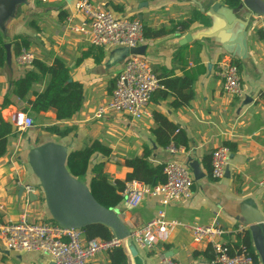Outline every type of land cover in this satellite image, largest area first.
<instances>
[{
    "label": "crops",
    "instance_id": "1",
    "mask_svg": "<svg viewBox=\"0 0 264 264\" xmlns=\"http://www.w3.org/2000/svg\"><path fill=\"white\" fill-rule=\"evenodd\" d=\"M76 0H17L11 16L4 25V41L10 44L11 63L0 68V103L19 79L32 66L15 62L12 41L26 37L37 61L50 65L60 58L69 69L70 78L82 85L81 107L69 119L58 120L54 109L31 114L33 126L17 130L8 138L6 152L0 157V221L11 217L17 220L26 212L29 221L49 219L43 193L32 173L26 153L36 143L54 141L65 145L67 151L78 150L98 141L109 152L95 153L90 167L101 163L108 181L124 180L130 169L125 160L140 156L144 146L153 148L151 164L170 160L188 167L195 163L201 175L195 180L191 195L170 203L165 209L167 219L183 223H216L224 229L223 240L232 247L247 234L255 261L264 264V17L250 14L243 6L230 7L218 0H89L90 3L111 9L119 17L138 18L143 25L145 40L140 55L161 80L164 89L156 90L148 104V115L132 118L123 113L107 111L101 118L94 113L98 106L110 101L117 74L126 57L124 48L92 45L88 36L72 31L69 26L79 24L83 16L74 13ZM214 3L237 11L232 26L209 15ZM192 14L198 20L180 22ZM207 21V24H206ZM239 26L246 30L247 56L244 59L227 53L240 47ZM234 29L236 30L234 32ZM139 46V47H140ZM23 48V47H22ZM235 57L243 88L241 96H230L221 89L216 75V62L222 57ZM200 72L192 84L193 96L188 104L174 107V93L166 83L184 77V73ZM48 76L32 85L23 100L11 95L12 104L1 111L9 120L15 110L26 106L33 91L41 92ZM166 82V83H165ZM177 82V81H176ZM155 113L161 114L181 130L188 140V148L178 146L175 152L156 144L152 130L157 127ZM49 126L71 131L59 137L47 133ZM229 148L223 176L210 177V154L215 147ZM36 146V145H35ZM92 173L84 176L90 180ZM25 186L33 191L26 192ZM34 195V199L29 198ZM157 200L144 197L136 207L123 203L116 208L124 224L131 230L153 219L158 211ZM240 229V231H238ZM137 248V247H136ZM209 249V250H207ZM143 264H157L163 256L180 264H208L212 251L206 243L192 240L190 231L175 226L160 238L154 249L137 248ZM110 252L97 253L89 264H109ZM0 264H53L51 258L35 251L16 252L5 249L0 242ZM127 264V262H126Z\"/></svg>",
    "mask_w": 264,
    "mask_h": 264
},
{
    "label": "built area",
    "instance_id": "2",
    "mask_svg": "<svg viewBox=\"0 0 264 264\" xmlns=\"http://www.w3.org/2000/svg\"><path fill=\"white\" fill-rule=\"evenodd\" d=\"M73 9L75 14L84 18L79 24L70 25L69 28L87 35L92 45L132 49L139 47L145 40L143 25L138 18L119 17L111 9L94 5L89 0H76ZM34 59V53L26 48H21L15 56V62L22 66L31 65ZM215 73L221 81L224 93L238 97L242 95L243 88L235 57L220 58L216 62ZM164 87L140 54L129 53L116 76L110 101L98 106L94 116L101 118L107 111H113L132 118H141L149 113L151 95ZM10 121L19 131L33 126L29 110H15ZM167 149L175 152L177 147L171 142ZM228 154L229 148L225 145L212 150L209 171L211 178L218 179L223 176ZM163 174L165 179L162 183L148 185L132 180L125 183L122 191L123 204L127 207H136L144 197L156 199L159 205L153 219L130 231L132 242L137 248L154 249L158 240L165 237L171 228L182 226L190 231L194 242L209 245L213 256L208 264H259L244 243L232 247L224 242V229L215 222L183 223L167 219L166 207L191 195L193 176L187 166L173 160L164 164ZM25 189L26 192L33 191L30 186H25ZM0 242L7 250L45 254L51 258L53 264H89L90 259L97 253L109 252L121 246V241L113 237L109 240L86 239L82 229L63 228L47 221H29L26 212L21 213L17 220L8 217L0 221ZM157 264L180 263L172 257L163 256Z\"/></svg>",
    "mask_w": 264,
    "mask_h": 264
},
{
    "label": "trees",
    "instance_id": "3",
    "mask_svg": "<svg viewBox=\"0 0 264 264\" xmlns=\"http://www.w3.org/2000/svg\"><path fill=\"white\" fill-rule=\"evenodd\" d=\"M225 2L230 7L235 8L241 1L225 0ZM194 20H198L197 14H192L189 19L180 23L188 24ZM4 44V31L0 29V68L3 67L5 63ZM12 45L16 56L22 47L28 48L29 41L26 37L18 36L12 41ZM31 66V69H28L19 79L12 82L11 90L2 98L0 111L5 106L12 104L11 95L17 97L18 100L25 99L32 85L39 82L44 75H47L48 80L43 91H33L31 93L32 99L28 97L26 100L27 105L21 109L29 110L31 114H37L38 112L52 108L58 120L69 119L76 114L81 107L82 85L77 81L71 80L69 69L64 62L60 58H55L50 65H44L40 61L34 59ZM199 73L200 72H194V74H189L185 72L183 78L168 83L165 82L166 86L175 94L172 102L174 107L188 104L193 96L192 84ZM154 120L157 127L152 130V133L156 144L162 148H166L172 142L176 147L188 148V140L185 133L178 129L175 132L176 126L168 121L166 117L155 113ZM31 128L32 127L28 129ZM45 130L47 133L56 134L59 137H63L71 131V129L68 128L60 130L57 126H49ZM17 132V130L11 132V125L3 119L0 113V157L6 152L8 138L10 136H15ZM40 143H36L35 145ZM97 152L107 154L109 150L104 145L100 144V142L92 141L90 144L78 150L68 151L65 165L69 173L82 182H84V176L88 172L92 173L90 180L84 183L88 185L90 193L100 205L112 209L115 212L116 208L123 203L122 191L126 182L138 180L148 185H156L162 183L165 179L163 174L165 163L151 164L149 157L153 153V148L147 145L144 146L140 156H131L125 160V165L130 171L126 174L124 180H116L114 183L108 181L101 163L94 164L90 167L91 157ZM46 221L55 223L50 218ZM82 231L86 239L100 238L109 240L112 238L109 229L101 224L89 225L82 228ZM242 242L248 247L254 259L247 234L243 235ZM109 252V264H126V256L121 247H117Z\"/></svg>",
    "mask_w": 264,
    "mask_h": 264
},
{
    "label": "water",
    "instance_id": "4",
    "mask_svg": "<svg viewBox=\"0 0 264 264\" xmlns=\"http://www.w3.org/2000/svg\"><path fill=\"white\" fill-rule=\"evenodd\" d=\"M240 1L237 7L243 6L250 14L264 17V0ZM15 4H17V0H0V29L4 30L5 22L11 16ZM210 10L209 15H216L221 19V21L214 23L215 17L211 29L220 27L223 21L226 22L227 26H232V21L237 13L235 9L214 3ZM236 34L239 35L238 38L240 39L239 49L234 52L228 46H223V49L233 56L236 55L244 59L247 56L246 30L239 26ZM3 48L5 63L10 65V44L5 43ZM142 50L143 46H140L128 49V52L140 54ZM7 122L11 125V132H15L16 127L10 119ZM67 154V147L54 141L40 143L29 148L26 153L27 163L42 190L49 218L63 228L82 229L93 224L104 225L109 229L113 238L121 241L120 247L126 256L127 264H143L142 258L138 255L137 248L130 237V229L115 211L105 208L93 198L88 185L69 173L65 165ZM189 166L192 168L193 178L195 180L200 178L201 175L196 164L190 163ZM34 197V195L29 194L30 199H34Z\"/></svg>",
    "mask_w": 264,
    "mask_h": 264
},
{
    "label": "rangeland",
    "instance_id": "5",
    "mask_svg": "<svg viewBox=\"0 0 264 264\" xmlns=\"http://www.w3.org/2000/svg\"><path fill=\"white\" fill-rule=\"evenodd\" d=\"M116 50H120V51H122L123 49H121V47H119V48H116ZM127 52H128V49L126 48V49L124 50V55H125V57H126V55H127Z\"/></svg>",
    "mask_w": 264,
    "mask_h": 264
}]
</instances>
